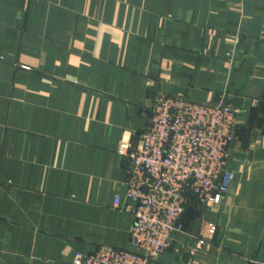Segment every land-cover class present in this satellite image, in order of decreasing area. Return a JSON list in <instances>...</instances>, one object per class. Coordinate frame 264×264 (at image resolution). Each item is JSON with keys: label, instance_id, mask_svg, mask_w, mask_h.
I'll return each instance as SVG.
<instances>
[{"label": "crops", "instance_id": "1", "mask_svg": "<svg viewBox=\"0 0 264 264\" xmlns=\"http://www.w3.org/2000/svg\"><path fill=\"white\" fill-rule=\"evenodd\" d=\"M168 96L231 104L234 182L154 264H264V0H0V264L139 251L120 148Z\"/></svg>", "mask_w": 264, "mask_h": 264}, {"label": "built area", "instance_id": "2", "mask_svg": "<svg viewBox=\"0 0 264 264\" xmlns=\"http://www.w3.org/2000/svg\"><path fill=\"white\" fill-rule=\"evenodd\" d=\"M236 112L227 103L207 104L185 97L159 98L148 128L136 145L123 142L128 158L125 198L115 206L133 215L130 241L139 251L101 245L77 252L72 264H154L169 247L189 205L219 204L230 192L234 173L228 168L236 139ZM217 226L203 223L200 245ZM194 264V263H191Z\"/></svg>", "mask_w": 264, "mask_h": 264}, {"label": "rangeland", "instance_id": "3", "mask_svg": "<svg viewBox=\"0 0 264 264\" xmlns=\"http://www.w3.org/2000/svg\"><path fill=\"white\" fill-rule=\"evenodd\" d=\"M207 103V102H206ZM224 103H226V102H224ZM207 104H212V103H207ZM227 104H229V103H227ZM231 105V104H230ZM204 245V244H203Z\"/></svg>", "mask_w": 264, "mask_h": 264}]
</instances>
